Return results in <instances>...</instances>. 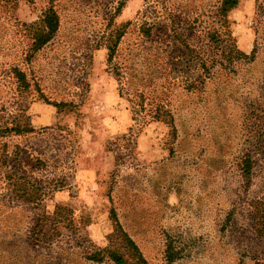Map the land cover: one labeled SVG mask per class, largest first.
I'll return each mask as SVG.
<instances>
[{
    "label": "rangeland",
    "instance_id": "374dc122",
    "mask_svg": "<svg viewBox=\"0 0 264 264\" xmlns=\"http://www.w3.org/2000/svg\"><path fill=\"white\" fill-rule=\"evenodd\" d=\"M221 5L0 0V264H114L118 222L148 264L264 263V0Z\"/></svg>",
    "mask_w": 264,
    "mask_h": 264
},
{
    "label": "trees",
    "instance_id": "16d2710c",
    "mask_svg": "<svg viewBox=\"0 0 264 264\" xmlns=\"http://www.w3.org/2000/svg\"><path fill=\"white\" fill-rule=\"evenodd\" d=\"M239 0H222V5L220 6L219 15L223 20H227L228 18V12L237 6ZM120 5L116 13L120 12L121 9ZM44 22V28H40L39 31H37L34 34V45L36 49H41L44 47L45 44L49 43L55 36L56 33L59 31L60 28V18L57 13V11L51 7L49 8L44 16L43 19ZM128 22L127 24H129ZM127 24L121 25L115 30H112L109 39L104 44L106 49L108 50V64H111L113 59L115 58V55L117 54L119 45L121 43V40L127 33ZM147 36H151L150 29H147L146 31ZM138 54L135 53L134 56L136 57ZM149 60V58L147 59ZM149 65H147V74L148 79H150V82L154 81L155 78H157V75H159L158 68L156 67L157 64L153 60H149ZM18 79L19 80H25L24 75L22 72L17 71ZM148 82V81H147ZM55 106H66L67 103H63L62 101H55ZM153 118L157 120L164 121L168 124H170L172 127H174V119L172 118V112L170 108L167 107L166 104H159L156 106L154 110V116ZM115 238L119 242V245L125 252L119 251L118 248L111 247L109 249H106L105 251H98L93 257H91L94 261H102L104 256H108L110 260L114 262V264H148L147 260L143 256L140 248L136 244V242L129 236V234L123 229V227L118 222L115 232ZM117 245L114 243V246ZM264 264V263H260Z\"/></svg>",
    "mask_w": 264,
    "mask_h": 264
},
{
    "label": "crops",
    "instance_id": "0c3cea01",
    "mask_svg": "<svg viewBox=\"0 0 264 264\" xmlns=\"http://www.w3.org/2000/svg\"><path fill=\"white\" fill-rule=\"evenodd\" d=\"M108 84H106V89H105V92L104 95L105 96H108L110 98V101H114L116 102L117 100V95H116V91H113V87L110 85L109 87L107 86ZM108 90V91H107ZM42 116H38V119L40 120H49V117H44V118H41Z\"/></svg>",
    "mask_w": 264,
    "mask_h": 264
}]
</instances>
